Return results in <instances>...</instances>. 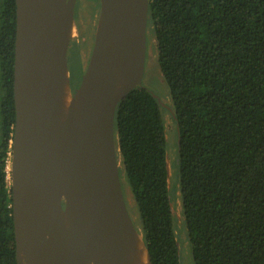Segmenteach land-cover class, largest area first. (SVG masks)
Masks as SVG:
<instances>
[{
    "label": "trees",
    "instance_id": "obj_1",
    "mask_svg": "<svg viewBox=\"0 0 264 264\" xmlns=\"http://www.w3.org/2000/svg\"><path fill=\"white\" fill-rule=\"evenodd\" d=\"M79 2L83 36L99 0ZM15 29V0H0V264H18L9 181ZM150 31L171 112L137 86L119 101L114 119L124 197L150 262L182 264L168 113L193 264H264V0H149Z\"/></svg>",
    "mask_w": 264,
    "mask_h": 264
},
{
    "label": "water",
    "instance_id": "obj_2",
    "mask_svg": "<svg viewBox=\"0 0 264 264\" xmlns=\"http://www.w3.org/2000/svg\"><path fill=\"white\" fill-rule=\"evenodd\" d=\"M15 3L9 180L17 263L139 264L114 119L119 101L143 86L149 0H99L74 89L68 48L77 0ZM167 167L169 178L168 157Z\"/></svg>",
    "mask_w": 264,
    "mask_h": 264
},
{
    "label": "rangeland",
    "instance_id": "obj_3",
    "mask_svg": "<svg viewBox=\"0 0 264 264\" xmlns=\"http://www.w3.org/2000/svg\"><path fill=\"white\" fill-rule=\"evenodd\" d=\"M78 1V0H77ZM79 3L88 2V0H79ZM77 4V3H76ZM84 6V5H83ZM83 8V7H82ZM80 8H75V17L80 18ZM99 13V5L94 6V12L92 15V25L86 29V34L81 36L79 34L76 19L75 27L70 39L69 48H68V67H69V76L71 71V82L73 88H75L81 78V75L84 73L94 41L95 26L97 22V17ZM157 49L156 42L153 36L152 31L148 35V45H147V56H146V67L143 77V86L154 92L158 99L163 103L169 101L168 91L163 83V80L160 75L158 63H157ZM165 119V129L166 135L170 144L168 146V166H169V189L172 200L173 213L178 221V230L177 238L180 246V257L182 264H193L192 254L190 250V243L186 237V231L182 224V219L180 215V202H179V189H178V179L176 177V138L175 126L172 118L168 113L164 115ZM176 141V144H175ZM10 181V180H9ZM128 205L130 209L133 210L134 204L131 198H128ZM134 219L137 218L136 213H133ZM136 217V218H135Z\"/></svg>",
    "mask_w": 264,
    "mask_h": 264
},
{
    "label": "bare ground",
    "instance_id": "obj_4",
    "mask_svg": "<svg viewBox=\"0 0 264 264\" xmlns=\"http://www.w3.org/2000/svg\"><path fill=\"white\" fill-rule=\"evenodd\" d=\"M66 95H67V93L65 91V96ZM135 225L138 227L137 230L139 232L138 233L139 235H138V238H137V245H136V251H137V255L139 257V262H140L139 264H149L148 263V259H147L146 249H145V246H144V243H143V240H142V236H141V229H140V226H139V222L135 223Z\"/></svg>",
    "mask_w": 264,
    "mask_h": 264
},
{
    "label": "flooded vegetation",
    "instance_id": "obj_5",
    "mask_svg": "<svg viewBox=\"0 0 264 264\" xmlns=\"http://www.w3.org/2000/svg\"><path fill=\"white\" fill-rule=\"evenodd\" d=\"M68 58H69V56H68ZM70 82H71V80H70ZM71 88L74 89L73 86H72V83H71Z\"/></svg>",
    "mask_w": 264,
    "mask_h": 264
}]
</instances>
